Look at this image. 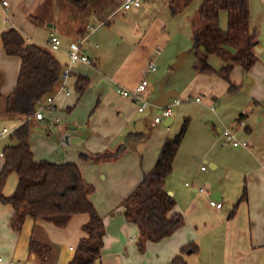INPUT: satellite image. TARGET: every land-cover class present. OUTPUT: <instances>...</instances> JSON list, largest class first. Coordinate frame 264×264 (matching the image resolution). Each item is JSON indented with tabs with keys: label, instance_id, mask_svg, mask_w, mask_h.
<instances>
[{
	"label": "crops",
	"instance_id": "crops-1",
	"mask_svg": "<svg viewBox=\"0 0 264 264\" xmlns=\"http://www.w3.org/2000/svg\"><path fill=\"white\" fill-rule=\"evenodd\" d=\"M2 1L0 0L2 9V14L0 13V123L4 124L2 126H7L5 123L11 122L9 128L12 129L23 123V119L6 113V98L17 84L21 58L6 53L2 44V32L9 28H16L27 43H35L49 50L50 36L55 33L60 37L62 47L58 51H51L62 64L64 73L66 69L70 71L68 76L63 75L61 83L51 94L55 96L54 109L46 114L49 122L44 124L45 126H52L53 122L55 125L59 124L60 115L64 110L69 113L68 117L73 115L76 119L75 112L82 108L83 120L81 121L80 118L77 124L88 123L90 134L86 135L82 141L73 142L75 138L71 137L70 133L64 131L61 133L58 129L56 139L52 141L48 139L51 131L50 133L38 131L31 135V149L35 160L47 159L56 163L75 162L85 179L95 186L96 190L91 200L104 219L106 227L104 246L96 264H133L134 262L148 264V261L144 260V255L139 254L136 249L137 227L128 222L122 212L118 211L122 209V202L142 181L144 174L154 167L165 140L174 135L168 129L159 126L155 136L150 138L144 146L131 148L135 146L136 140H139L136 139L130 144L131 150L127 149L128 151L126 150L118 157V160L110 163L94 164L93 161L82 163L80 155L107 151L110 149L111 141L122 140L126 135L142 134L141 138H145L144 132L132 131L133 128L143 125V115L137 114V111L140 112L139 106L136 110L133 100L121 96L117 90L118 88L133 90L143 79L148 80L147 75L150 71L148 60L154 50L145 44L150 43V46H155V43L158 44L165 39L170 40V32L166 33L168 24L166 14L154 15L152 24L145 27V20L151 13L148 5L158 8L157 0H145L142 1L141 6H133L130 9L123 7L124 0L112 10L109 0H99L104 8L105 6L107 10L110 8L106 14L103 13L106 9L100 10L95 6V0H87L89 7L84 13L74 10L65 0L67 15L74 17V20L67 21L64 17L57 18L59 16L53 15L54 0H6L9 3L6 11ZM26 6L29 10L25 8ZM34 8L51 22V25H48L49 30H44L43 36L39 35L40 28L32 25L23 15L24 9L29 13ZM250 10V25L256 30L259 39L258 48L256 47L259 59L250 70H245L240 64L234 66L231 78L240 86L239 91L229 94L227 81L218 75L201 73L196 74L181 91L183 93L190 88L191 91L201 90L203 93H208L207 98L197 102L200 104L198 118H196L199 126L190 133L193 136L196 135L195 140L198 139L199 143L210 140L211 147L203 152L202 160L207 161L214 169L213 171L220 167L229 168L227 177L230 176L229 179L234 181V188L231 185L228 186V181L222 179L217 185L213 184L211 191L206 192L205 189L201 191L200 189L203 188L201 185H211L212 180L210 177L201 178L196 172L191 177V183L185 181L179 189H176L170 187L169 183L172 172L167 177L166 189L176 198V211L185 216L186 224L170 237L148 244L151 258L155 260V263L171 264L172 259L183 246L194 242L199 245L200 254L205 257L202 262L205 264L221 263V261L223 264H264V0H258V18L253 25L251 0ZM122 11L126 13L124 23L120 26L123 32L121 38L136 40L138 46L116 51L113 49L109 53L106 49H101L97 41L92 44V40H95L99 32V30L96 31L97 27L94 24L97 22L98 27L103 28ZM33 18L38 21V16L34 15ZM87 35L90 37L83 42L82 50L89 57L90 62L70 64V44L82 40ZM103 38L104 35L99 38L101 42H104ZM189 46L190 44L180 45L172 60ZM224 63L221 62L219 68ZM79 76L88 77L91 82L83 94L76 92L74 96L72 90L75 89ZM148 82L144 97L151 98L154 96L155 89L149 80ZM162 98V103H165V96ZM146 109L141 113H144ZM56 118L60 120L58 123L55 122ZM43 121L35 119L34 122L38 125ZM240 121L245 122L244 127H240ZM172 122V117L165 120L166 125ZM76 128L75 125L70 126V129ZM226 129L236 130L237 136L247 141L248 146L231 144L223 135ZM189 135L187 133L185 139H188ZM8 138L11 137L0 140V143ZM218 140L223 144H218ZM13 143L15 141L11 139L0 146V149ZM227 143L231 146L228 147ZM180 159L176 156L174 169L177 165L183 169V162ZM203 167L205 165L201 166V170L206 171L207 168L203 169ZM241 173L245 175L242 195L245 188L247 195L241 202H236L239 196L237 176ZM100 174H103L102 177ZM17 183V174H11L4 188L5 195H12ZM212 199L222 202L223 207L219 209L212 207L210 205ZM237 204L234 215L230 216ZM113 212L115 213L112 214ZM13 215V207L0 201V257L2 258L0 264L11 262L69 264L81 238L85 236L82 227L89 220L87 213H79L72 217L66 227H58L52 222L27 217L22 229L17 231L11 225ZM33 236L39 241L53 245L47 263H38L35 255L31 253L30 243Z\"/></svg>",
	"mask_w": 264,
	"mask_h": 264
},
{
	"label": "trees",
	"instance_id": "trees-1",
	"mask_svg": "<svg viewBox=\"0 0 264 264\" xmlns=\"http://www.w3.org/2000/svg\"><path fill=\"white\" fill-rule=\"evenodd\" d=\"M81 13L87 11V0H67ZM194 0H170L172 16L184 12ZM228 13V27H220L222 12ZM250 0H201L191 18L194 49L197 51L195 70L201 74L218 75L228 82V93L239 91L231 73L236 64L250 70L258 61L256 47L258 34L250 25ZM7 54L21 58L17 84L6 98V113L23 119V123L9 136L15 143L3 148L5 165L0 172V201L14 209L11 225L20 231L27 217L52 222L66 227L72 217L87 213L89 220L82 227L85 233L69 264H94L101 257L106 227L104 219L91 200L94 185L84 177L75 162L56 163L47 159L36 161L31 149V125L39 101L51 95L63 79V67L51 50L27 43L16 28H9L1 34ZM221 57L224 65L219 69L210 64V57ZM90 78L79 76L75 89L81 95L90 85ZM187 118L180 131L168 137L151 171L144 174L142 181L122 202L125 218L137 225L141 233L140 245L146 241L159 242L173 235L186 224V218L176 211L177 200L166 189L167 177L174 171V161L189 127ZM142 134H130L115 150L97 154L82 153L86 160H109L120 157L130 142ZM15 172L18 183L14 193L4 194L8 176ZM247 189L240 198L245 199ZM239 204V203H238ZM238 204L230 216H233ZM113 212L112 214H114ZM53 250L49 242L37 240L34 236L30 251L39 263H47ZM199 246L192 242L180 249L171 264H189L186 255L197 253Z\"/></svg>",
	"mask_w": 264,
	"mask_h": 264
},
{
	"label": "rangeland",
	"instance_id": "rangeland-1",
	"mask_svg": "<svg viewBox=\"0 0 264 264\" xmlns=\"http://www.w3.org/2000/svg\"><path fill=\"white\" fill-rule=\"evenodd\" d=\"M142 1H145V0H142ZM157 1L159 2L158 8H154L151 5H148L149 9H151L150 10L151 13H149V16L147 17V20H145L144 25H145V27H148L150 24H152V19H153L154 15L159 14L161 16H164L166 14L167 20H168V24L166 27V33H168V31L170 32V40L165 39L163 41L158 42V44L155 43V46H150L151 45L150 43L145 44V46H149L154 50V52L149 57L148 62L154 61L157 64V69H158L157 72L148 71L149 73L147 75L148 80L150 81V84L152 86H154V89H155L154 92L155 93H154V96L151 98H147V97L143 96L144 100L148 103V107L144 113L137 111V114L143 115V117H144L143 125H139V126L133 128L134 130H132L134 132H136V131L144 132L145 133L144 136L146 139L141 138L142 136L138 137L137 139H139V140H136L137 142L134 144L135 146L134 147L132 146L131 148L136 149V148H140L141 146H144V144L148 140H150V138L155 136V131L157 130V127H159V126H162L163 128L168 129L172 135L177 134L180 131L185 120L188 118L190 122H189V129L187 130V133H188V135L189 134L190 135L187 137L188 139H185L186 135H187V133H186L185 138H184L185 141L183 140L181 147L179 149V152L177 154L178 158L179 159L181 158L180 160H182V162H183V167H182L183 169H181L179 165H177V167L174 169L173 174L171 175L170 180H169V183L171 185L170 187L179 189L180 188L179 186H181V184H184L185 181H189V183H191L192 182V178H191L192 175H194L196 172H198L199 177H201V178H204V177L209 178L210 177V179L213 182V183L211 182V185H208V186L203 185V184L202 185L199 184V185L203 186V188L206 190V192L211 191L213 189L214 185H217L219 183V181L222 179L228 181L229 184L227 183V185L228 186L231 185L234 188V185H235L234 181L232 179H229L230 176L227 177V174L230 171L229 168L220 167L216 171H213L214 169H212L210 164L207 161L202 160L203 152H205V150H207L211 147V143L209 142L210 140H208L206 142L202 141L199 143L198 139L195 140L196 135L193 136L190 133V132H193L194 128H197L199 126V122L197 121L196 118H198V110H199L200 104L197 103L196 101L192 100V98L200 96L201 99H203L205 97L207 98V96H208V93H206V92L203 93L201 90L191 91L190 88H188L186 92H183V93L181 92L183 90V88L186 87L191 82V80L194 78V76L196 74H199L195 70V65L197 62V51L194 49L186 57L182 67H180L178 69H174L172 67L173 63L176 61L178 56H176V58L174 60H172V58L174 57V54L180 45L190 44L188 49L194 46L193 36H192V27H191V18L195 12V8H196V6L200 0H194V2L187 9H185L184 12L180 13L177 16L170 15V13H171L170 6H169L170 0H157ZM54 2L55 3L52 6V10H53V15L55 17H57V16H59L57 18L64 17V19H66L67 21L74 20V17H72L71 15H67V13H66L67 9H66L65 0H54ZM123 2H124V0H109V5H110L111 10L116 9ZM143 4H144V2H143ZM95 6L99 7L100 10L106 9L105 11L103 10L104 14H106L108 12V10L110 9V8H108V10H107L106 6L104 8V5L99 3V0H95ZM71 7L74 8V10L77 9L73 5ZM251 7H252V18H253L252 25H253L258 18V0H251ZM25 8L29 10V7L26 6ZM95 8H93V9H95ZM0 13L2 14L1 6H0ZM125 13L126 12L122 11L119 14H117L111 20V23L104 25L103 28L98 27V23L96 22V24H94V26L97 27L96 31L99 30V32H97L95 40H92V44L97 41L99 43L101 49H106L107 51H109V53L112 52L113 49H115V51H116V50H120V49L121 50L130 49L132 47L136 48L138 46L136 40H133V39L127 38V37H125L124 39L121 38V33H123V32L120 30V26L124 23V18H125L124 14ZM23 15L32 25L38 26L40 28V33H39L40 36H43L44 30H49L48 25L51 22H49V20L46 17L41 16L39 14L38 10H36L35 8L32 11H30L29 13H27V11L24 9ZM34 15L38 16V21H36L33 18ZM16 16L17 15L15 14V17ZM220 27L222 29H227V27H228V13L225 11L221 13ZM107 34H110V35H107ZM102 35H104L103 39H104L105 43L101 42L99 39ZM98 36H99V38H98ZM108 39H110V40H108ZM183 51L184 50H182V52ZM177 55H179V54H177ZM221 62H223V60L221 59V57H218L217 55H212L210 57V64L214 68H219V64ZM109 63H110V60H109ZM204 75H207V74H204ZM76 92L77 91H75V89L72 90V94L74 96L77 94ZM162 93H163V96H165V98H164L165 103H162V101H161L163 99L162 98L163 96H161ZM177 98H181V100H183V101L180 104H176L175 102H176ZM133 103L136 106V110H137L139 104L137 102H134V101H133ZM162 106L170 107L172 112H173V116H172L173 122L169 125L165 124V120H163L161 123L155 122V116L156 115H162V113H163L164 109L162 108ZM133 110H134V108H133ZM206 112H208V111H206ZM83 113H84V110L82 108L78 109L77 112H75V115H76V119H75L73 115L68 117L67 115H69V113L66 110H64L63 113L60 115V118H61L60 123L55 125V123L53 122V119H52V122H53L52 126H50V125L45 126V124H44V122H49V121H47L48 117H47V119L46 118L44 119L42 124H38V125L36 122H34L35 120H32L33 123L31 125V135L38 132V131H40V132L51 131V134H49L48 139L54 141L56 139V134H57L56 132L58 131V129H60L61 133L63 131L70 133L71 137L75 138V140L73 142L82 141L86 137V135L89 136V134H90V131H89L90 126L88 123H80V125L77 124V122L79 121L80 118H81V121L83 120L82 119V117L84 116ZM210 113H211V111H210ZM211 114H213V113H211ZM5 124L8 127H11L12 123L8 122ZM46 124H49V123H46ZM2 125H4V124L0 123L1 127H3ZM71 125H75L77 128L76 129H70ZM209 127H211V126H209ZM191 128H192V130H191ZM210 132H211V128H210ZM126 137H127V135L122 140H119V139L115 140L114 139L113 141H111V143H110L111 146H110V149H108V150H112V151L115 150L116 149L115 147H118L121 143L125 142ZM238 139L241 140L239 137H238ZM9 141H11V138L3 140L0 143V146H2L3 144H5L6 142H9ZM131 143L132 142H130V144ZM224 143H225V141H224ZM80 144H81V142H80ZM130 144L128 145V148H127L129 150H131ZM218 144L222 145L223 143H222V141L218 140ZM227 144H228V147L231 146V145H229V143H227ZM77 145L79 147V144H77ZM104 152H105V150H104ZM91 155H93V154H91ZM80 159H81L80 161L82 163L87 162L81 156H80ZM118 159L115 158V159L101 160V161H95L92 159L89 161H93L94 164H105V163L114 162ZM202 165H205V167L207 168L206 171L201 170ZM139 166L141 167L140 161H139ZM185 170H187V171H185ZM11 174H15V172H12ZM10 175L8 176L6 185L8 184V180L10 178ZM102 175L100 177H102ZM237 178H238L237 193H239L238 194L239 196H238V198H236V202L237 201L239 202L240 200H238V199L242 195V192H243L245 175L243 173H241V174H239V176H237ZM90 184H92V183H90ZM95 190H96V188H95ZM118 212L121 213L122 209H120V211H118ZM122 215L124 216L123 212H122ZM124 218H125V216H124ZM132 224L135 225L134 223H132ZM135 226L137 227V225H135ZM137 229H138V232H137L138 237L135 238V245H136V249H137L138 253L144 255V257H145L144 260L148 261V264H162L161 262L155 263V260H153L151 258V252L149 251L148 244L150 242L153 243V241H146L145 246H143V247H142V245H140L141 233H140L138 227H137ZM189 243H192V242H189ZM179 253H180V251L177 254H179ZM204 259H205V257H203L202 254H200V247H199V251L197 253H192V254L186 255V260L188 261L189 264H205L204 262H202ZM94 264H96V261ZM133 264H138V263L134 262ZM214 264H223V263L221 261V263L214 262Z\"/></svg>",
	"mask_w": 264,
	"mask_h": 264
},
{
	"label": "built area",
	"instance_id": "built-area-1",
	"mask_svg": "<svg viewBox=\"0 0 264 264\" xmlns=\"http://www.w3.org/2000/svg\"><path fill=\"white\" fill-rule=\"evenodd\" d=\"M142 4V0H125L123 7L125 9H130L131 7H139ZM8 1L3 0L2 6L6 9L8 8ZM90 35V34H89ZM85 36L82 40L72 42L69 46V58H70V64H77V63H89L90 59L89 57L84 53L82 50V44L85 40H87L90 36ZM62 47V41L58 35L55 33H52L49 39V48L52 51H58ZM148 69L152 72L157 71V64L154 61H150L148 64ZM70 69H66L64 76H68ZM149 82L146 79H143L133 90L125 89V88H118L117 92L124 97H129L133 101L137 102L139 104V111H144L148 103L144 100V93L148 89ZM69 93V91H67ZM192 100L196 102H201L202 99L200 96H197L195 98H192ZM181 99H177L175 103H181ZM55 104V96L48 95L41 101H39L37 105V110L34 114V118L36 120H44L46 118V113L48 111H52L54 109ZM163 113L162 115H157L155 117L156 123H161L163 120H168L172 117L173 112L170 107L168 106H162ZM214 109V107L212 108ZM60 120L58 118L55 119V122L58 123ZM240 127L245 126L244 121L239 122ZM14 129L9 128L8 126L0 127V140L10 136L13 133ZM223 135L234 145V146H248V142L244 140H239L237 137L236 130L233 129H226L223 133ZM5 165V154L3 149H0V172L2 171L3 167ZM205 169V167H203ZM201 191H204V188L200 189ZM210 205L215 208H222L223 203L219 202L217 200L212 199L210 201ZM2 261V258L0 257V262ZM10 264H15L14 262H11Z\"/></svg>",
	"mask_w": 264,
	"mask_h": 264
},
{
	"label": "water",
	"instance_id": "water-1",
	"mask_svg": "<svg viewBox=\"0 0 264 264\" xmlns=\"http://www.w3.org/2000/svg\"><path fill=\"white\" fill-rule=\"evenodd\" d=\"M50 25H51V24H49V26H50ZM257 48H258V45H257ZM193 50H194V46L191 47V48H189V49H187V50H184L183 52H181V53L178 55L176 61L173 63V66H172V67H173L174 69H178V68L182 67L183 64H184V61H185L186 57H187V56H188Z\"/></svg>",
	"mask_w": 264,
	"mask_h": 264
}]
</instances>
